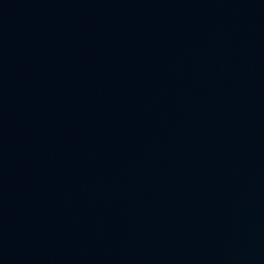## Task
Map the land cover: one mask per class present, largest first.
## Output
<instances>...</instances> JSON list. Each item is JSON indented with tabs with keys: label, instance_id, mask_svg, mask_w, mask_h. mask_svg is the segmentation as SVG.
Wrapping results in <instances>:
<instances>
[{
	"label": "water",
	"instance_id": "obj_1",
	"mask_svg": "<svg viewBox=\"0 0 264 264\" xmlns=\"http://www.w3.org/2000/svg\"><path fill=\"white\" fill-rule=\"evenodd\" d=\"M0 264H264V0H0Z\"/></svg>",
	"mask_w": 264,
	"mask_h": 264
}]
</instances>
